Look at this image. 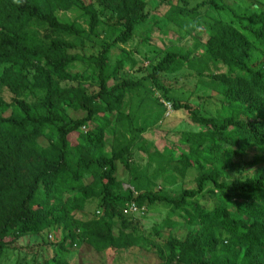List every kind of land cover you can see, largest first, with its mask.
<instances>
[{
  "label": "trees",
  "instance_id": "obj_1",
  "mask_svg": "<svg viewBox=\"0 0 264 264\" xmlns=\"http://www.w3.org/2000/svg\"><path fill=\"white\" fill-rule=\"evenodd\" d=\"M97 2L112 13L120 31L111 41L98 40L99 50L85 55L70 41L43 33L93 34L99 19L90 3L0 0V84L12 94L40 92L34 102L0 96V264L10 243L52 226L64 234L54 235L50 256L33 264H79L83 246L89 249V264H106V250L129 247L152 251L155 264H264V2L237 16L248 21L243 27L232 19L212 20L202 43L166 49L150 66L147 76L155 85L159 73L185 67L219 101L215 115H204L158 85L171 109H182L199 129L181 132L175 156L170 149L165 155L145 143L137 146L153 164L150 175L129 162L145 128L123 104L142 79L123 72L135 65L129 51L120 48L122 56L108 60L114 45L145 21L146 0ZM70 10L79 12L87 29L58 20L56 11ZM178 11L190 10L183 5ZM200 44L203 52L195 54ZM67 109L83 115L69 121ZM247 149L259 152L243 163L248 172L230 177L225 170L232 157ZM119 164L127 173L125 187L116 176ZM188 169L195 171L192 186L181 184L171 193L160 184L165 179L182 183ZM204 193L209 200L200 201ZM90 201L97 213L76 217ZM128 203L174 208L181 222L167 228L181 226L184 235L150 241L138 220L123 214Z\"/></svg>",
  "mask_w": 264,
  "mask_h": 264
},
{
  "label": "rangeland",
  "instance_id": "obj_2",
  "mask_svg": "<svg viewBox=\"0 0 264 264\" xmlns=\"http://www.w3.org/2000/svg\"><path fill=\"white\" fill-rule=\"evenodd\" d=\"M90 3L96 10L99 22L93 31V34L88 37H72L62 31L49 29L43 33L50 37H59L66 41H70L74 45V50L83 52L85 55L95 53L100 46L98 40L111 41L112 38L120 31L113 23L112 13L101 6L97 0H85ZM264 0H146L145 7L142 13H147L144 22L140 23L132 32V35L124 42L117 43L112 49L109 56V63L116 58L122 56L119 52L120 48L129 51L135 60V65L131 69H123L131 79L141 78L140 87L132 94L129 100H124L123 104L126 111L130 112L134 122L138 126H143L145 129L138 135L137 140L131 147V157L129 162L134 164L136 170L144 171L150 175L153 169V164L146 163L145 154L138 151L136 148L142 143H145L148 148L156 147L162 154L168 152V149L173 150L172 155L175 156L180 147L182 140V131L195 132L199 126L192 122L187 114L182 109L172 110L166 109L161 95V87H169V95L178 102H187L195 110L204 115H215L219 108V101L214 93L205 88L201 84H196L193 77L189 76V70L185 67L173 73H159L157 84L150 81L147 76L150 66L154 64L165 52L166 49H191L196 43L195 40L201 43L207 36L206 23L212 20L229 21L234 20L239 28L248 24V21L239 19L244 12H252L254 8L262 4ZM185 6L189 12H179L181 6ZM79 12L76 10L56 11V16L60 22H75L81 24L85 29L87 25L83 19L78 17ZM195 23L197 27H187L189 24ZM199 28L200 30H197ZM39 37L43 40L40 35ZM194 52H203V46L200 44L194 48ZM122 72V74H123ZM191 72V70H190ZM119 74L117 75V77ZM116 77V78H117ZM71 83V82H66ZM39 91L36 89L25 90L21 89L17 94H12L7 88L0 84V96L8 101L12 97L24 99L26 102H34ZM162 107L164 109H162ZM67 119L73 120L83 115L80 110H66ZM113 126L114 123L112 121ZM117 126V125H116ZM118 129H122L119 128ZM110 140H107L109 144ZM255 149H247L241 155L232 157V166L225 170L230 177L244 175L248 172L243 167V163L253 157V154H258ZM166 155V154H165ZM241 170V172H240ZM195 171L188 169L186 171L183 182L176 181L170 183L168 179L162 180L160 184L169 190L171 193H176L181 184L193 185L192 176ZM116 176L123 182V187L126 185L127 173L121 164L116 167ZM160 188V185H157ZM199 200H209L206 193ZM210 201H208L209 204ZM137 206V205H136ZM143 214L124 212L128 217H133L138 220L141 231L147 239L160 244L159 238H165L168 234L183 236L185 230L180 227L175 229L167 228L170 224H178L181 222L180 212L174 208L155 203L153 205H141ZM173 211V217L170 211ZM95 211V202H88L82 212H76L78 218H87ZM174 218V219H173ZM168 222V223H167ZM156 231V234L154 232ZM64 232L61 227L52 226L39 234L24 235L14 242L9 244V251L3 257L1 264H33L40 263L47 259L53 246L51 241L53 236L60 239ZM144 244V243H142ZM67 247L71 246L68 240L65 242ZM88 247L83 246L78 253L79 264L87 263ZM106 264H155L156 257L152 251H147L142 247H129L125 249H108L105 251ZM91 262V261H90ZM93 264H97L93 260Z\"/></svg>",
  "mask_w": 264,
  "mask_h": 264
},
{
  "label": "built area",
  "instance_id": "obj_3",
  "mask_svg": "<svg viewBox=\"0 0 264 264\" xmlns=\"http://www.w3.org/2000/svg\"><path fill=\"white\" fill-rule=\"evenodd\" d=\"M163 105H164V107L166 108V109H170V107H171V105H170V102L169 101H165V102H163ZM126 186V185H125ZM124 186V187H125ZM124 210V212H128V213H136V214H139V215H141V214H143V208L142 207H138V206H136L135 204H133V203H128V204H125V207L123 208Z\"/></svg>",
  "mask_w": 264,
  "mask_h": 264
},
{
  "label": "clouds",
  "instance_id": "obj_4",
  "mask_svg": "<svg viewBox=\"0 0 264 264\" xmlns=\"http://www.w3.org/2000/svg\"><path fill=\"white\" fill-rule=\"evenodd\" d=\"M15 3L19 4L21 2V0H14ZM187 27H197L195 23L189 24ZM197 30H200L199 28H197Z\"/></svg>",
  "mask_w": 264,
  "mask_h": 264
}]
</instances>
